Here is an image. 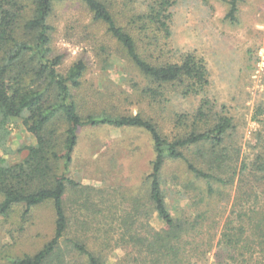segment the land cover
<instances>
[{
	"label": "trees",
	"instance_id": "obj_1",
	"mask_svg": "<svg viewBox=\"0 0 264 264\" xmlns=\"http://www.w3.org/2000/svg\"><path fill=\"white\" fill-rule=\"evenodd\" d=\"M241 1H228L230 24L237 22ZM67 2L82 5L91 24L113 41L112 51L100 45L97 52L102 70L112 69L115 58L125 63L140 85L129 82L155 112H167L174 100H196L191 110L173 113L168 134L142 111L123 114L99 101L87 104L80 93L88 72L83 60L59 70L64 56L51 47L55 29L50 19L55 7ZM132 3L0 0V149L6 147L13 120H20L35 139L22 149V161L8 164L0 158V219L20 214L25 222L32 210L48 204L53 223L52 237L40 248L7 254L3 264H109L106 250L125 252L117 264H205L212 252L214 264H264L263 155L257 156L259 161H239L234 118L208 96L205 60L194 52L175 54L170 49L171 11L177 0ZM258 110L254 121L264 113ZM86 127L140 129L152 142L154 156L142 190L116 218L111 211L89 210L91 203L82 199L85 189L70 177L77 132ZM171 165L179 170L170 179L180 187L178 209L169 205L171 192L165 191L163 180L164 169ZM233 186L235 203L224 217ZM77 194L81 204L73 202ZM182 201L185 208L178 206ZM106 213L115 225L106 222ZM96 215L101 216L100 230L113 232L116 239L91 247L82 232ZM155 218L159 228L151 223Z\"/></svg>",
	"mask_w": 264,
	"mask_h": 264
},
{
	"label": "rangeland",
	"instance_id": "obj_2",
	"mask_svg": "<svg viewBox=\"0 0 264 264\" xmlns=\"http://www.w3.org/2000/svg\"><path fill=\"white\" fill-rule=\"evenodd\" d=\"M143 1L133 0L132 5ZM228 1L177 0L171 11L170 49L175 54L194 52L205 60L210 76L207 94L224 104L234 118L241 146L239 161H259L258 155H263L260 160L264 161V113L258 116L259 121L252 119L258 109L264 110V0H242L235 24L226 19ZM50 25L55 29L51 34L53 52L64 56L59 70L64 72L78 60H83L88 67L84 88L80 92L87 104L99 101L104 108L116 107L123 114L135 115L142 111L158 121L165 134L171 131L173 113L189 111L196 105L195 99L174 100L167 112L159 114L147 105L129 82L133 79L139 84L140 80L125 67V63L115 58L111 60L112 69L102 70L97 58L100 45L107 46L108 51H112L115 45L102 28L91 24L90 15L78 2L57 5ZM95 90L99 92V100L95 99ZM7 130L6 147L0 149V158L8 164L18 163L26 156L22 149L34 145L35 139L20 120H13ZM77 137L70 177L85 189L82 199L91 203L89 210L111 211L116 213L114 218L125 214L127 201L141 192L153 160L149 135L140 129L86 127L78 130ZM171 166L164 169L163 180L165 191L171 192L167 198L169 205L178 209L176 200L180 187L172 185L170 179L178 175L179 170L178 166ZM236 191L233 186L228 205L222 204L226 207L224 217L235 203ZM73 199V202L77 199L76 203H82L78 194ZM178 206L185 208L186 202H179ZM84 213L90 215L88 211ZM104 216L109 218L107 223L116 224L111 221L112 214ZM19 217L13 215L6 220L0 219V264L4 263L3 256H19L25 251L38 249L52 237V210L48 204L32 210L25 222ZM100 220L98 215L93 220L88 219L91 227L82 232L91 247L94 243L102 246L106 241L116 239L113 232L111 236L100 230ZM151 223L155 228L161 226L156 218ZM105 255L109 264H117L125 252L106 250ZM207 258L205 264H214L215 253Z\"/></svg>",
	"mask_w": 264,
	"mask_h": 264
}]
</instances>
